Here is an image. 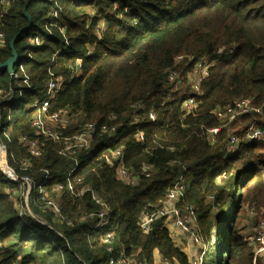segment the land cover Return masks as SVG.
<instances>
[{"label":"trees","instance_id":"obj_1","mask_svg":"<svg viewBox=\"0 0 264 264\" xmlns=\"http://www.w3.org/2000/svg\"><path fill=\"white\" fill-rule=\"evenodd\" d=\"M5 8L0 63L10 58L9 43L19 34L14 48L19 61L30 55L24 66L33 88L27 94L34 100L0 105V145L19 178L13 182L0 171V264H105L108 255L98 243L108 231L116 234V256L154 264L157 250L172 264H190L163 219L147 234L138 227L141 212L161 208L180 176L186 185L179 206L195 210L204 243L202 264H264V254L254 256L259 244L254 241L253 246L241 235L249 212L257 214L253 229L264 221V144L255 141L227 151L228 136L242 138L248 117L222 129L212 145L204 137L205 129L220 124L217 109L247 100L264 113V0H7ZM39 36L37 48L31 40ZM202 57L211 66L201 80L196 107L187 114L182 110L189 89L186 74ZM178 58L182 61L176 63ZM77 61L80 75L72 77ZM49 69L63 77L48 113L69 111L71 125L64 134L74 135L88 124L97 128L69 177L73 162L59 155L62 145L30 126L33 110L27 106L44 94ZM173 71L180 78L177 91L168 80ZM14 75L0 70L1 91L16 94L19 79ZM134 115L140 121L130 125ZM75 117L80 119L76 125ZM112 128L114 138L106 132ZM21 137L37 141L38 157ZM116 150L137 177L135 185L120 181L115 166L105 163L103 155ZM144 166L149 167L147 175ZM44 171L49 173L46 180ZM23 177L31 182L30 206L45 224L18 215L9 189L27 191ZM40 183L44 201H55L60 216L43 210ZM82 189L89 191L78 195ZM91 192L111 210L109 225L99 232L92 230V222H79L99 209Z\"/></svg>","mask_w":264,"mask_h":264},{"label":"built area","instance_id":"obj_2","mask_svg":"<svg viewBox=\"0 0 264 264\" xmlns=\"http://www.w3.org/2000/svg\"><path fill=\"white\" fill-rule=\"evenodd\" d=\"M7 0H1L0 5L2 6L0 17L4 12H6ZM57 10H53L51 13L53 18L57 16ZM41 36V35H40ZM40 36L36 37L31 44L34 47L39 48L41 46ZM2 34L0 32V47L2 46ZM30 59V55L27 58ZM20 60L18 63L16 74L14 78L19 79V90L15 93L9 90L5 93L0 90V105L2 103H7L8 105L12 103H18V97H22L24 94L30 93L32 91V82L28 75L25 74V63L26 60ZM181 59V58H180ZM211 66L208 57L199 58L194 62L193 69L191 72L186 74V86L188 89V96L182 101V110L185 113H190L197 105L195 98L201 95L200 83L201 79L208 75V69ZM81 68V63L77 61V65L72 72V77H78L80 75L79 71ZM201 71L200 75L194 80L189 79V76L193 74L194 70ZM47 79L44 82V94L42 97L35 99V101L28 106L33 110L32 117L30 119V126L34 131L44 137L48 141L58 142L62 145L59 150V155L73 162V168L69 172L68 177L74 172L78 166V155L81 151H85L90 148L94 134L97 130L94 124H88L83 127H79V131L71 136H66L65 131L71 125V117L68 110H60L58 112L49 114L48 109L52 100L60 92L63 84V77L56 76L52 70H47ZM169 83L171 84V90L177 91L179 89L180 78L179 75L173 71L170 72L168 76ZM183 91V89L181 90ZM180 91V92H181ZM182 93V92H181ZM140 107V106H139ZM141 108V107H140ZM11 106L7 107L8 112L11 111ZM216 119L219 121V126L214 128L205 129L204 137L207 142L212 145L216 142V138L222 129H227L232 123L239 122L242 118L248 117L247 122L241 126L242 128V138H238L234 133H231L226 141L227 151H236L241 144H250L255 141H259L264 144V113L261 108H254L252 104L247 100H241L228 105L225 108L217 109L214 111ZM149 119L154 122L155 115L152 112L148 113ZM10 115L7 117L6 121L10 122ZM130 125H136L139 123L140 118L134 115ZM106 131V130H104ZM110 138L115 137V129H110L106 131ZM5 139H9L7 132L3 133ZM140 137H142L140 135ZM21 143H24L29 148V153L32 156L38 157L40 155V148L37 145V141H27L24 137L20 139ZM4 151L3 145H0ZM103 159L107 165L110 167L115 166L117 177L120 181L125 184L135 185L138 182L136 176H134L124 165V154L120 150L111 151L108 154L103 155ZM26 166V164H23ZM10 169V168H9ZM26 169V168H25ZM143 173H148L149 167H143ZM12 175L9 179L13 182H18L19 178L15 175L12 169H10ZM45 179L49 178V173L44 171ZM21 184L26 186V189L30 191L31 182L28 177L21 178ZM43 184L40 183L39 195L44 200L43 194ZM185 179L180 176L171 188L167 190L165 200L161 203V208L154 210L153 212H148L143 210L138 218V227L144 234L150 231L152 224L158 220H164V227L171 224L177 228L180 233L187 237L188 241L198 248L204 246L203 240L198 233L196 225V213L194 208L190 206H179L180 202L185 193ZM58 190L63 189V187H58ZM67 189L74 193V188L72 183H67ZM88 189H82L79 191L78 195L83 194ZM91 197L93 202L98 206V211L96 213H90L84 215L79 219V222H92L91 228L94 232H99L109 225L111 218V210L106 203H104L95 193L91 192ZM46 207L56 216H60V210L55 201H47ZM19 217H25L28 213L24 210L19 212ZM259 232L256 233V243H258V250L256 255L264 254V221L259 227ZM114 231H108L100 236L98 246L104 247L108 259L105 264H147L145 262H137L136 259L126 258L123 255H114V243L116 242V236ZM203 252L196 256L191 264H202ZM158 264H172L166 260L160 258Z\"/></svg>","mask_w":264,"mask_h":264},{"label":"rangeland","instance_id":"obj_3","mask_svg":"<svg viewBox=\"0 0 264 264\" xmlns=\"http://www.w3.org/2000/svg\"><path fill=\"white\" fill-rule=\"evenodd\" d=\"M34 40V39H33ZM31 40V41H33ZM176 63H179L182 61V59L178 58ZM201 71L200 69L198 70H194L193 74H191L189 76V79H195L196 77H198V75H200ZM185 85H186V82H185ZM183 90L185 89L184 87L182 88ZM30 97V94H24L22 97H18L17 99L22 102H27V103H31L34 99ZM37 97V96H36ZM39 98V97H37ZM30 106V105H28ZM27 106V107H28ZM80 121L79 117H75L73 118V124L76 125L78 124ZM240 129V128H239ZM0 157L2 158L3 160V164H0V171L2 172L3 175H5L8 179L10 177V175H12V172H10V169H9V166H8V163H7V156H6V152L4 151V149L0 146ZM232 182V181H231ZM31 190V189H30ZM9 192H11V195L13 194V197H15V200H17V206H16V210L19 214V212L21 210H24L28 213V217L34 219V220H37L43 224L46 223L44 217L41 215V214H35L34 211L32 210L31 206H30V203H29V194L31 193V191H29L27 189V191L25 190V192L23 193L22 190H18L16 192H13L12 190L9 189ZM45 194V192H44ZM44 194H43V197H44ZM18 199H20L22 201H20V203H18ZM47 201H53V200H47L45 199V201L43 200L41 202V205H43V210H49L47 209L46 207V202ZM42 211V210H41ZM52 212V210H49ZM43 212V211H42ZM264 214V211L262 212ZM256 212H249L247 218L244 220V224L241 226L242 228H244L243 230H241V235L244 236V237H248L249 238V241L251 242V244L253 245L255 239H256V233H258L260 230H259V227L256 228V229H253L252 225H251V221L256 217ZM83 217V216H82ZM251 233H254V234H251ZM216 240V234L215 232L212 230V235H211V244ZM256 242V241H255ZM214 244V243H213ZM254 246V245H253ZM213 250L215 251V248H213ZM258 250V246H257V249L256 251ZM256 251H255V254L254 256H256ZM202 252H204V246H202V248H198V247H195L194 248V257H196V255H199L201 254ZM188 258V257H187ZM190 261H192V257L190 256ZM188 259V262L190 263ZM218 263H220L218 261Z\"/></svg>","mask_w":264,"mask_h":264},{"label":"crops","instance_id":"obj_4","mask_svg":"<svg viewBox=\"0 0 264 264\" xmlns=\"http://www.w3.org/2000/svg\"><path fill=\"white\" fill-rule=\"evenodd\" d=\"M165 228L168 230L169 235H170L171 239L173 240V242L181 248L182 252L185 253V255L188 257V259L191 256L192 261H193L196 258V257H194V248L195 247L188 241L187 237L184 236L182 233H180V231L177 228H175L174 226H172L171 224L166 225ZM160 258L161 257L159 255L158 251L155 250L153 252L154 264H158ZM189 261H190V259H189ZM192 261H190V264L192 263Z\"/></svg>","mask_w":264,"mask_h":264},{"label":"water","instance_id":"obj_5","mask_svg":"<svg viewBox=\"0 0 264 264\" xmlns=\"http://www.w3.org/2000/svg\"><path fill=\"white\" fill-rule=\"evenodd\" d=\"M19 34L16 35L12 41L9 43V48H10V58H8L5 62L0 63V70H5L8 75L12 78L15 70L14 67L18 65L19 63V56L14 48V44L18 38Z\"/></svg>","mask_w":264,"mask_h":264},{"label":"bare ground","instance_id":"obj_6","mask_svg":"<svg viewBox=\"0 0 264 264\" xmlns=\"http://www.w3.org/2000/svg\"><path fill=\"white\" fill-rule=\"evenodd\" d=\"M202 80V79H201ZM0 164H3V160H2V158L0 157Z\"/></svg>","mask_w":264,"mask_h":264}]
</instances>
